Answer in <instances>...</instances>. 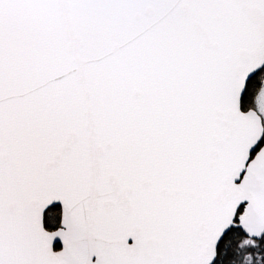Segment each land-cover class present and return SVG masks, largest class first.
<instances>
[{"label": "snow or ice", "instance_id": "1", "mask_svg": "<svg viewBox=\"0 0 264 264\" xmlns=\"http://www.w3.org/2000/svg\"><path fill=\"white\" fill-rule=\"evenodd\" d=\"M0 264H264V0H0Z\"/></svg>", "mask_w": 264, "mask_h": 264}]
</instances>
